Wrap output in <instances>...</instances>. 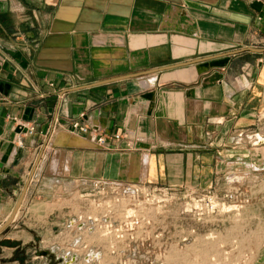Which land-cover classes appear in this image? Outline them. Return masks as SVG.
Wrapping results in <instances>:
<instances>
[{
  "label": "crops",
  "instance_id": "crops-1",
  "mask_svg": "<svg viewBox=\"0 0 264 264\" xmlns=\"http://www.w3.org/2000/svg\"><path fill=\"white\" fill-rule=\"evenodd\" d=\"M260 10L247 0H0V223L23 186L6 228L27 224L40 202L39 219L44 204L61 211L65 194L95 178L243 186L251 173L225 165L245 143H264L255 140L264 138ZM247 207L264 213V189ZM6 228L0 249L10 255L15 230ZM252 264H264V245Z\"/></svg>",
  "mask_w": 264,
  "mask_h": 264
},
{
  "label": "rangeland",
  "instance_id": "rangeland-1",
  "mask_svg": "<svg viewBox=\"0 0 264 264\" xmlns=\"http://www.w3.org/2000/svg\"><path fill=\"white\" fill-rule=\"evenodd\" d=\"M256 132L257 130L254 134ZM243 139L248 140L246 137ZM239 158L238 161L235 159L228 162L225 169L229 172L235 171L232 174L251 173L243 178L242 184L250 199H253L264 189V143L255 146L250 142L245 143V147L240 148ZM231 179L228 180V186L240 184L237 183L236 178L234 182H231ZM65 196L67 198H64L65 206L61 209L62 212L55 208L57 202L44 204V210L47 212L45 217L39 219L43 215L40 211L41 208L43 209V204L40 202V205L37 203L38 205H32L29 209L30 214L25 219L27 224L18 222L13 227L6 228L7 225L4 227L6 229L3 232L15 230L14 236L9 241L13 243L10 245L17 244V247L10 255L11 249H0L3 255L0 259L2 262L65 264V261L74 255L71 264H120V262L123 264H252L254 253L264 245L262 210H254L248 208V205H242L237 209L224 211L230 206V201L222 207L221 213L209 216L207 229L203 235L196 237L193 232L187 240H170L167 238L168 230L171 229L169 220L176 214V202L167 196L159 198L160 201L156 202L157 196H154L148 200L144 210L148 216L156 220L161 232L160 238L144 242L141 246L142 251L123 256L109 251V242L101 235L102 228L98 223L90 226L84 222L78 223L87 213L98 216L99 206L90 199L83 200L78 197V192ZM81 211H85L84 215L82 214L77 221L75 217L80 215ZM217 218H221L224 222L222 229L217 228L219 226L215 224L216 220L219 222ZM23 229L30 237L27 241L21 242L15 238L18 233V236H21ZM253 234L256 239H250ZM117 244L118 242L114 243L115 249ZM42 250L46 253H41Z\"/></svg>",
  "mask_w": 264,
  "mask_h": 264
},
{
  "label": "built area",
  "instance_id": "built-area-1",
  "mask_svg": "<svg viewBox=\"0 0 264 264\" xmlns=\"http://www.w3.org/2000/svg\"><path fill=\"white\" fill-rule=\"evenodd\" d=\"M259 2L260 13L255 18L261 21L264 18V0H247ZM71 127L80 132H88L90 129L84 123L77 120L71 121ZM33 130L29 126L28 131ZM118 137V134H114ZM97 142H103V137L98 135ZM90 188L78 192V197L83 200H92L99 206L98 216L87 213L86 217L78 221L84 212L77 215L78 223L95 225L102 228V236L109 242L110 252L119 255H127L131 252L142 251L144 242L158 240L161 232L154 218L145 213V205L148 200L157 196L156 202L167 196L176 202V211L169 220V225L177 230V235L167 234L168 239L184 241L190 238L189 233L195 232L199 224H206L209 216L221 213L222 207L230 201L229 207L224 211L233 210L248 205L250 196L244 186H227L221 193H217L212 185L201 191L192 188H168L138 183H123L119 181H107L95 178L90 181ZM162 196V197H161ZM91 203V202H90ZM218 219V218H217ZM73 220V219H72ZM185 230V231H184ZM118 242L115 249L114 243ZM151 245V243H150ZM152 248V246H151ZM153 251V250H152ZM147 253V252H145ZM120 264H123L120 262Z\"/></svg>",
  "mask_w": 264,
  "mask_h": 264
},
{
  "label": "water",
  "instance_id": "water-1",
  "mask_svg": "<svg viewBox=\"0 0 264 264\" xmlns=\"http://www.w3.org/2000/svg\"><path fill=\"white\" fill-rule=\"evenodd\" d=\"M193 60H191L190 62H192ZM183 62H178V63H175V64H170V65H166V66H160L159 68H169V67H172V66H177L178 64H181ZM157 69V68H156ZM264 140L263 137H260L259 139H257L256 141L258 142H262ZM24 190H25V187L23 186V188L21 189V191L19 192V194L17 195L14 203H13V206L11 208V210L9 211L8 215L6 216V218H4V220L0 223V231L10 222V220L12 219V216L14 215L21 199H22V196L24 194ZM41 253H46L45 250H42ZM74 255H71L69 260L65 261V264H71V262L73 261L74 259ZM86 259V257L84 258Z\"/></svg>",
  "mask_w": 264,
  "mask_h": 264
},
{
  "label": "bare ground",
  "instance_id": "bare-ground-1",
  "mask_svg": "<svg viewBox=\"0 0 264 264\" xmlns=\"http://www.w3.org/2000/svg\"><path fill=\"white\" fill-rule=\"evenodd\" d=\"M261 136H259V135H255V139L257 140V139H259Z\"/></svg>",
  "mask_w": 264,
  "mask_h": 264
},
{
  "label": "trees",
  "instance_id": "trees-1",
  "mask_svg": "<svg viewBox=\"0 0 264 264\" xmlns=\"http://www.w3.org/2000/svg\"><path fill=\"white\" fill-rule=\"evenodd\" d=\"M4 242H5V241H4ZM4 242L2 241V242H0V244H3Z\"/></svg>",
  "mask_w": 264,
  "mask_h": 264
}]
</instances>
